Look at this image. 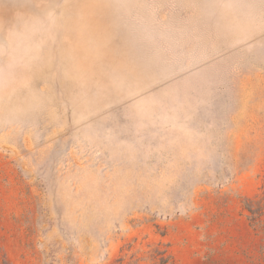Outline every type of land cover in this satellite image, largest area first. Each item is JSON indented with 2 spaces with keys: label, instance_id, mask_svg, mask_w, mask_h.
I'll use <instances>...</instances> for the list:
<instances>
[{
  "label": "rangeland",
  "instance_id": "obj_1",
  "mask_svg": "<svg viewBox=\"0 0 264 264\" xmlns=\"http://www.w3.org/2000/svg\"><path fill=\"white\" fill-rule=\"evenodd\" d=\"M264 0H0V264H263Z\"/></svg>",
  "mask_w": 264,
  "mask_h": 264
},
{
  "label": "trees",
  "instance_id": "obj_2",
  "mask_svg": "<svg viewBox=\"0 0 264 264\" xmlns=\"http://www.w3.org/2000/svg\"><path fill=\"white\" fill-rule=\"evenodd\" d=\"M242 209L248 225L264 240V176L259 193L253 198L245 199ZM166 259L160 258L159 264H165Z\"/></svg>",
  "mask_w": 264,
  "mask_h": 264
}]
</instances>
